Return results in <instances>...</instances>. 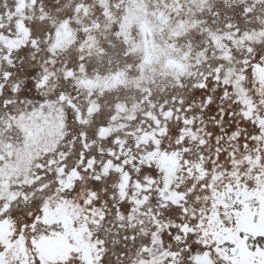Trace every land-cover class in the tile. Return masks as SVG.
<instances>
[{"label":"snow or ice","instance_id":"1","mask_svg":"<svg viewBox=\"0 0 264 264\" xmlns=\"http://www.w3.org/2000/svg\"><path fill=\"white\" fill-rule=\"evenodd\" d=\"M0 264H264V0H0Z\"/></svg>","mask_w":264,"mask_h":264}]
</instances>
